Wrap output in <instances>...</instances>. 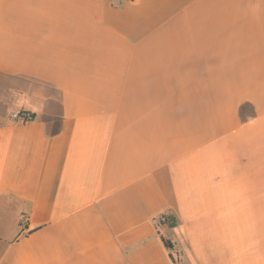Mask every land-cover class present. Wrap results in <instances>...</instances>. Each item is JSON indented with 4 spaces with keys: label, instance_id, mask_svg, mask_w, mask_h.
<instances>
[{
    "label": "crops",
    "instance_id": "obj_1",
    "mask_svg": "<svg viewBox=\"0 0 264 264\" xmlns=\"http://www.w3.org/2000/svg\"><path fill=\"white\" fill-rule=\"evenodd\" d=\"M0 264H264V0H0Z\"/></svg>",
    "mask_w": 264,
    "mask_h": 264
},
{
    "label": "built area",
    "instance_id": "obj_2",
    "mask_svg": "<svg viewBox=\"0 0 264 264\" xmlns=\"http://www.w3.org/2000/svg\"><path fill=\"white\" fill-rule=\"evenodd\" d=\"M11 118L15 120L16 122L25 124V123L33 121L35 119V116L32 113H29L27 111L16 110L12 112ZM163 220L165 219L163 218L162 221Z\"/></svg>",
    "mask_w": 264,
    "mask_h": 264
},
{
    "label": "trees",
    "instance_id": "obj_3",
    "mask_svg": "<svg viewBox=\"0 0 264 264\" xmlns=\"http://www.w3.org/2000/svg\"><path fill=\"white\" fill-rule=\"evenodd\" d=\"M165 244L168 248H172V244L170 242L166 241Z\"/></svg>",
    "mask_w": 264,
    "mask_h": 264
}]
</instances>
